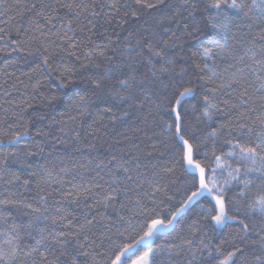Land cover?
Masks as SVG:
<instances>
[{
  "label": "snow or ice",
  "instance_id": "snow-or-ice-1",
  "mask_svg": "<svg viewBox=\"0 0 264 264\" xmlns=\"http://www.w3.org/2000/svg\"><path fill=\"white\" fill-rule=\"evenodd\" d=\"M37 17L52 27L58 20L60 28L34 30L46 42L52 36L59 41L52 51L38 45L29 52L41 58L34 71H55L61 53L75 57L57 85L71 88L75 99L64 119L53 121L58 127L37 129L33 137L25 126L0 155L6 185L21 180L13 170L21 155L17 145L29 169L30 158L45 161L35 164L43 170L39 179L33 173L22 181L28 188L35 179L34 195L0 191V264H264V103L253 100L257 92L264 96V35L240 37L243 51L225 69L229 76L213 70L236 51L230 47L234 28L246 22L251 29L253 17L264 20V0H66L42 4ZM27 42L13 41L14 50ZM192 65L196 73L189 72ZM194 79L210 85L202 97ZM85 116L92 119L85 135L76 132L68 143V123ZM220 116L225 121L213 126ZM127 121L161 138L166 150L145 164L140 142L125 147L117 140L105 149L106 122ZM236 129L247 130L246 141L243 131L231 138ZM32 139L35 144L25 143ZM57 144L65 145L68 159L50 164ZM149 147L152 156L156 144ZM177 167L183 186L168 196ZM6 175L11 178L4 181ZM233 187L239 190L230 198ZM158 193L169 201L180 195L179 207L171 210ZM195 204L197 218L182 225L181 216ZM177 225L171 241L155 243ZM230 226L236 230L225 234Z\"/></svg>",
  "mask_w": 264,
  "mask_h": 264
},
{
  "label": "trees",
  "instance_id": "trees-1",
  "mask_svg": "<svg viewBox=\"0 0 264 264\" xmlns=\"http://www.w3.org/2000/svg\"><path fill=\"white\" fill-rule=\"evenodd\" d=\"M66 2V0H2L0 2V155L5 151V145L7 141L17 131H22L26 126L29 128L30 135L35 136L37 129L44 128L46 131L49 126L54 128L58 127L53 124V121L64 119L62 115L68 110L69 105L75 97L71 96L72 89H59L57 85L61 83V72L65 67L71 68L72 63L75 60V57H67L66 53H61L56 57V61H60L59 65L56 62H53V68L55 71H49L47 69H37V65L41 63V58L35 55H29V52L39 46H47L49 51L54 50L55 43H59L55 36L51 37L50 41H45L40 37L39 31H34L38 26L43 27L45 33H48L49 30L56 32L60 28V22L55 21V27L47 24V22L41 18L37 17V13L41 11L42 4H49L52 7H56L58 3ZM46 12L45 15L50 13ZM61 10V15H63ZM243 19V18H242ZM131 27V24L129 25ZM102 32L103 29H98ZM110 31V29H109ZM233 32L236 33V39L230 41V47L235 46V52L226 53L223 60L218 59L217 64L214 67V71H217L221 76L227 77L230 75L229 72H226L229 63L235 61L236 57L242 54V49L239 47L240 37L243 36L245 39H250L251 37H256L259 40L261 35H264V20L253 17V23L251 29L245 26L237 31L236 28L233 29ZM126 34V33H125ZM36 36V40L33 41L30 39L31 36ZM28 42L24 44L21 50H14L13 41H25ZM97 42H100L97 40ZM81 62H85L83 55L81 54ZM247 62V61H246ZM79 62H77V66ZM190 73H196L195 66L192 65L189 67ZM261 76H264V71H261ZM246 79L254 81L255 77L250 74H245ZM38 87H33L37 83ZM219 82V81H217ZM80 88H83V84L77 85ZM193 86L196 88L199 97H202L204 92L207 91V88L210 87L206 80L194 79ZM258 86V85H257ZM190 98L186 103H196L199 98ZM55 98V99H54ZM219 99L227 98L225 96H219ZM253 100L256 105L264 103V96L261 93L257 92L253 96ZM74 114V113H73ZM255 115V113H253ZM225 117L220 116L216 118V121L213 126L225 121ZM92 123L90 117H83L82 120L78 119L75 123L69 122L67 128L69 130L68 143H71V137L78 132L82 137L85 135V130L87 125ZM108 123L107 132L104 136L105 143L104 148L107 149L109 144L114 145L117 140L128 147L133 141L140 142L141 148L143 149L141 153L142 161L147 164L152 162L156 157L159 156L161 152H164L165 146L162 142V139L159 137L152 136L150 131H138V128H141L142 125L133 124L131 121L124 123L117 122L116 124ZM11 124L12 127L9 129L8 125ZM75 129V132L72 130ZM90 130V129H89ZM243 131V136L246 141L248 135L247 130L236 129L233 131L232 139L237 138L241 135ZM125 137H128V140H125ZM149 137H152L149 139ZM242 141V142H245ZM25 143L32 145L36 143V139L26 140ZM151 144H156V150L152 152V156H148L147 152L152 151L149 147ZM223 144V139L217 142V154L221 145ZM17 150L21 155L16 159V164L14 171H17L21 177L19 182H14L12 185H6L0 181V191H3L6 195L9 191H19L25 196L34 195L35 189V179H39L42 169L37 170L35 164L37 161L44 164L45 161L41 160L39 157L30 158L33 163V168L29 169L24 160V147L23 145H17ZM207 150L211 153L212 143L209 141ZM225 152L228 151L227 148L223 149ZM68 152L75 158H79V153L74 152L71 148L68 149ZM48 154V148H45V155ZM63 157L65 160L68 159V156L65 155V145L57 144L56 153L53 154L51 161L49 163L59 164V158ZM233 167L236 166V161H230ZM35 173V179H33L32 184L25 188L22 184L23 179L29 178L31 174ZM11 177L6 175L4 181H7ZM175 180L174 184H170L167 189L168 196H173L177 193L178 189H181L183 186V174L182 170L177 167L176 174L173 178ZM259 183V181H257ZM239 189L233 187L228 191L227 195L231 198L236 191ZM255 186L253 191H255ZM159 198L163 199L167 206L171 210H175V207H179L181 200L180 195H175V198L171 201L168 200V196H164L163 193L157 194ZM203 202V201H201ZM51 204V201L49 202ZM200 205L195 204L187 213L183 214L180 218L182 225H187L191 220L197 218V213L199 212ZM111 215V210H109ZM135 223V222H134ZM181 225H177L176 231L172 232L171 230H166V232L159 234V239L155 241L156 244L164 243L165 241H171L176 234L180 231ZM99 226H97L94 231H98ZM234 226H230L225 229L224 232L227 234L229 231H235ZM170 233V234H169ZM133 238L135 233L132 234ZM212 230L209 229V236H212ZM130 242V241H128ZM90 249H86L89 251ZM81 264H87L85 260H82ZM100 264H103V261H100Z\"/></svg>",
  "mask_w": 264,
  "mask_h": 264
}]
</instances>
